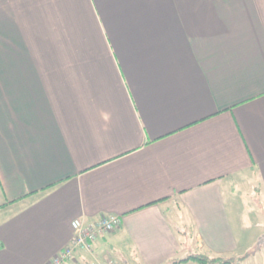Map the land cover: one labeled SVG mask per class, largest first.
<instances>
[{"label": "crops", "instance_id": "1", "mask_svg": "<svg viewBox=\"0 0 264 264\" xmlns=\"http://www.w3.org/2000/svg\"><path fill=\"white\" fill-rule=\"evenodd\" d=\"M236 176L264 204V0H0V264L110 215L75 264L229 257Z\"/></svg>", "mask_w": 264, "mask_h": 264}, {"label": "built area", "instance_id": "2", "mask_svg": "<svg viewBox=\"0 0 264 264\" xmlns=\"http://www.w3.org/2000/svg\"><path fill=\"white\" fill-rule=\"evenodd\" d=\"M120 223L121 217L118 215H110L95 224H89L81 218L75 219L72 222L74 232L70 244L53 257L48 264H75L76 253L79 249H90L94 240L114 231Z\"/></svg>", "mask_w": 264, "mask_h": 264}, {"label": "rangeland", "instance_id": "3", "mask_svg": "<svg viewBox=\"0 0 264 264\" xmlns=\"http://www.w3.org/2000/svg\"><path fill=\"white\" fill-rule=\"evenodd\" d=\"M237 182H239L240 187L242 189L248 190L249 194L243 196L244 199V205H245V211H246V218L248 222V227L252 231V234L256 237L259 236V239H255L252 241V243L245 249L238 251V253L231 255L229 257H239L246 252H252L254 251V255L250 257V260H247L245 262H237L236 264H264V204L263 200L260 197V195L252 194L251 185H250V179L249 177H239L236 176ZM249 179L248 181L246 180ZM250 203L255 205L254 211L255 215H252L251 213L248 214L247 209L249 208ZM250 211V210H249ZM257 240V241H256ZM184 264H201L197 261H188Z\"/></svg>", "mask_w": 264, "mask_h": 264}, {"label": "trees", "instance_id": "4", "mask_svg": "<svg viewBox=\"0 0 264 264\" xmlns=\"http://www.w3.org/2000/svg\"><path fill=\"white\" fill-rule=\"evenodd\" d=\"M252 255H254V251L246 252V254L239 257L213 256L210 254L194 252L186 258L172 261L169 264H177L181 262H188L191 260L197 261L201 264H236L237 262L247 261Z\"/></svg>", "mask_w": 264, "mask_h": 264}]
</instances>
